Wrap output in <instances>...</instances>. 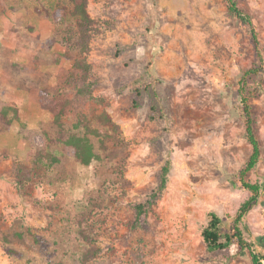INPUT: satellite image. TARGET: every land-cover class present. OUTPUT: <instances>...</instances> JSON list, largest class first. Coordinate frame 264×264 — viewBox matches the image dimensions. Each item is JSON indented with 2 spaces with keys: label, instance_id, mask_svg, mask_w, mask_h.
I'll return each mask as SVG.
<instances>
[{
  "label": "rangeland",
  "instance_id": "rangeland-1",
  "mask_svg": "<svg viewBox=\"0 0 264 264\" xmlns=\"http://www.w3.org/2000/svg\"><path fill=\"white\" fill-rule=\"evenodd\" d=\"M234 1L253 18L262 57L225 0H89L99 105L68 81L81 59L69 1L0 0V264H80L82 230L102 250L91 264H252L237 246L208 251L202 237L211 213L230 226L252 196L240 176L251 154L240 100L247 72L262 156L245 181L264 184V0ZM43 90L73 101L66 137L85 134L74 129L79 113L104 134L105 146L91 137V165L59 139ZM5 107L18 111L11 125ZM104 111L117 128L100 123ZM42 150L59 162L36 164ZM168 162L166 189L138 217ZM245 226L249 240L264 236V193Z\"/></svg>",
  "mask_w": 264,
  "mask_h": 264
},
{
  "label": "trees",
  "instance_id": "trees-1",
  "mask_svg": "<svg viewBox=\"0 0 264 264\" xmlns=\"http://www.w3.org/2000/svg\"><path fill=\"white\" fill-rule=\"evenodd\" d=\"M67 1L72 5L71 15L75 18L77 23L78 29L74 36V45L79 51L81 57V59L77 60L74 64V69L78 71V74L76 75L73 73L68 81L77 84L75 88L77 98H80L81 100L88 99L99 105H105L103 99L95 98L93 95V84L90 80L92 66L87 61L91 49L93 33L95 31V21L89 12V0ZM225 2L227 3L230 15L249 29L256 53L258 57H262L261 41L253 18L243 11L234 0H225ZM56 17L60 18V15H56ZM252 73L247 72L243 77V82L240 83V100L245 118V136L251 146V154L244 164L240 176L243 188L249 191L252 196L241 205L230 226L225 225L223 220L217 214L211 213L209 222L202 232V237L207 245L208 251L210 252H224L229 250L232 246H237L241 253L249 252L252 264H264V254L257 250V247L264 248V236H260L256 240H249L247 238V233L249 231L245 226L246 216L258 204L261 194L264 193V184L261 182L251 183L245 181V176L257 168L262 156L260 143L254 129V118L251 112V105L249 104V98L246 96L247 91L245 89L246 77ZM135 93L136 97L133 102L134 105L138 107L139 104L137 99L141 97L142 89L137 88ZM40 104L43 108L51 110L54 123L58 128L59 139L61 142L73 149L76 159L82 165H91L92 162L98 158L91 137L95 136L100 138L102 145L105 146L104 134L101 131L92 128L88 122L87 116L83 113H79L74 129H85V134L79 135L71 133L66 137V130L63 121L68 110L73 105V101L51 98L49 93L46 90H43L40 94ZM12 111L14 112L15 118L8 119V116ZM1 115L4 120L11 125L15 119H17L18 111L13 107H5L2 109ZM150 119L155 121L156 117L151 116ZM98 120L104 127L117 128L107 111L100 114ZM34 161L38 165L47 164L52 166L59 162V157L53 152L42 150L35 154ZM170 172L171 162H168L162 170L161 183L158 189L148 196L143 204L137 206L138 217L146 215L154 206L158 195L167 187ZM80 235L84 243L87 245L86 250L81 256L80 264H91L98 258L102 250L95 246L94 238L85 230H82Z\"/></svg>",
  "mask_w": 264,
  "mask_h": 264
},
{
  "label": "crops",
  "instance_id": "crops-1",
  "mask_svg": "<svg viewBox=\"0 0 264 264\" xmlns=\"http://www.w3.org/2000/svg\"><path fill=\"white\" fill-rule=\"evenodd\" d=\"M172 7H173V4H172ZM172 7H171V8H172Z\"/></svg>",
  "mask_w": 264,
  "mask_h": 264
}]
</instances>
